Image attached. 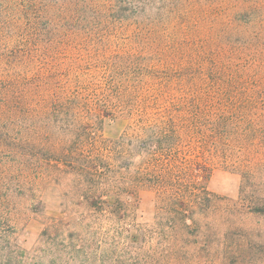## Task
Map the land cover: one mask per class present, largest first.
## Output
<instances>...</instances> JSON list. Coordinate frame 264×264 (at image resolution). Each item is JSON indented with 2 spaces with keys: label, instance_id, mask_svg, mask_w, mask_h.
<instances>
[{
  "label": "rangeland",
  "instance_id": "rangeland-1",
  "mask_svg": "<svg viewBox=\"0 0 264 264\" xmlns=\"http://www.w3.org/2000/svg\"><path fill=\"white\" fill-rule=\"evenodd\" d=\"M200 1L0 0V264H264V0L194 22L184 70L139 69L135 13ZM168 120L190 131L162 170Z\"/></svg>",
  "mask_w": 264,
  "mask_h": 264
},
{
  "label": "trees",
  "instance_id": "trees-1",
  "mask_svg": "<svg viewBox=\"0 0 264 264\" xmlns=\"http://www.w3.org/2000/svg\"><path fill=\"white\" fill-rule=\"evenodd\" d=\"M125 1L126 0H124V2ZM245 3V0H242V3H240L239 0H202V3L200 1V6L196 11H191L189 14H185L184 12H170L167 14V17L172 16L171 18L167 20L163 19L162 22L161 20L160 22L155 20L151 22L150 26L144 24L139 19L140 15H144L143 12L135 13V18H138V22H134L135 30L133 33L137 37L141 36L146 39L143 42H139L138 46L141 51H144L148 54L153 53L151 55L155 57V61L153 62H146L145 65L140 64L139 69L145 70L146 72H149L148 74H154L155 76H157L158 73H162L168 75V77L173 76V74L177 72L176 70H184V68H181L180 65L177 64L179 56L187 55L189 56V60L192 55H196V58L200 60V55L205 54V52H202L201 50L196 51L193 49L196 44L191 38L193 34V23H197L201 18L210 22L226 25L227 13L232 9L234 10L238 8V6L246 8ZM247 3H249V1H247ZM252 3L254 5L251 4L249 7L257 8L260 5L258 0H254ZM261 5L264 7V4ZM109 17L111 18V15H109ZM124 18L125 14H119L118 21L123 22ZM165 21L167 22L165 23ZM158 22L159 24H156ZM259 25H263V22H259ZM208 53L210 54V51ZM87 62L90 63L88 60ZM209 62L211 65V70L213 67L217 66L216 61L210 60ZM226 67L227 69L229 68V66ZM113 69H115V67H111L110 71L112 72ZM211 70L209 71L210 75H212ZM225 71V68L221 69L222 73ZM232 81L233 76L226 80L228 84ZM219 93L222 94L223 92L219 91ZM258 94H261V92ZM262 96H264V94ZM262 99L259 97V102H261ZM252 102L253 99L249 98L245 102H242V106L251 104ZM186 125L187 126L185 127L182 126L179 128V126H177L173 120H168V123L165 124V129H162V131L157 134L147 136L146 139L150 140L152 143L150 146L152 154L159 158L157 161V158L155 159L152 157L154 160L153 166L159 167L163 170L168 161L172 160V162L168 164L167 167H173L172 170L175 168V162H173V160H177L176 158L179 157V154H182V151H184V146L182 143L177 144L176 147L172 146L173 142H170V140L174 137H178L179 140L182 138V141L183 137L179 132H183L186 135L190 131L189 124L186 123ZM139 145L141 148L144 147V144L141 142ZM175 156L176 158H174Z\"/></svg>",
  "mask_w": 264,
  "mask_h": 264
}]
</instances>
